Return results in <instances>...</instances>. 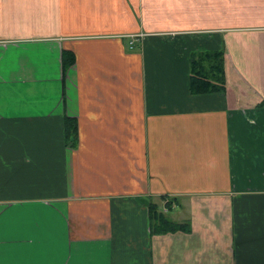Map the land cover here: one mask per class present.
Returning <instances> with one entry per match:
<instances>
[{
    "label": "crops",
    "instance_id": "crops-1",
    "mask_svg": "<svg viewBox=\"0 0 264 264\" xmlns=\"http://www.w3.org/2000/svg\"><path fill=\"white\" fill-rule=\"evenodd\" d=\"M0 264H264V0H0Z\"/></svg>",
    "mask_w": 264,
    "mask_h": 264
},
{
    "label": "trees",
    "instance_id": "trees-1",
    "mask_svg": "<svg viewBox=\"0 0 264 264\" xmlns=\"http://www.w3.org/2000/svg\"><path fill=\"white\" fill-rule=\"evenodd\" d=\"M206 63H210L208 67ZM217 69V70H216ZM191 91L194 94H206L213 92H224L226 87V74L224 70L223 54H206L200 59L193 61V72L191 76ZM76 140V127L74 122H68V139ZM164 225H168L169 230H178L182 226H177L162 219Z\"/></svg>",
    "mask_w": 264,
    "mask_h": 264
},
{
    "label": "rangeland",
    "instance_id": "rangeland-1",
    "mask_svg": "<svg viewBox=\"0 0 264 264\" xmlns=\"http://www.w3.org/2000/svg\"><path fill=\"white\" fill-rule=\"evenodd\" d=\"M206 65L209 67L210 66V63L208 64V63H206Z\"/></svg>",
    "mask_w": 264,
    "mask_h": 264
}]
</instances>
